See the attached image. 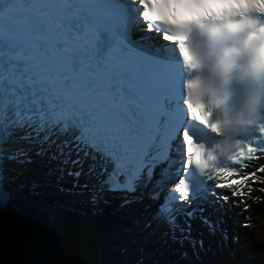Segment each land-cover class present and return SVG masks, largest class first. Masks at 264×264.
Segmentation results:
<instances>
[{
  "label": "snow or ice",
  "instance_id": "6c2138e0",
  "mask_svg": "<svg viewBox=\"0 0 264 264\" xmlns=\"http://www.w3.org/2000/svg\"><path fill=\"white\" fill-rule=\"evenodd\" d=\"M118 6L124 8L122 18L111 14L112 8ZM129 8L135 12L134 17L129 14ZM111 10L110 44L102 56L98 55L101 25L96 21L78 20L73 27L71 15L63 19L47 17L54 42L47 51L36 49L48 65L46 69L32 52L17 50L9 54L11 59L26 61L22 67L27 75L16 71L21 67L18 64L0 70V81L14 85L0 86V163L29 164L32 146H38L35 152L38 156L49 154L55 146L56 151L51 152L49 158L59 160L62 166L70 165L67 175L77 181L85 160L90 158L93 163L88 174L97 179L100 192L132 194L141 184L147 187L155 180L151 198L159 201L162 186L171 179L168 169L175 167V162H171L175 152L180 164L176 172L179 179L168 197L158 204L154 219L166 224L173 237L179 231L181 239H187L191 225L186 226L189 229L186 231L178 224V218L183 216L190 220L202 213L204 209L197 202L206 198L209 188L212 196L226 200V196L216 192L217 188H228L256 175L249 173L239 179H228L239 176L233 166H242L245 160L264 158V113L245 130L248 156L244 154L239 135L233 140L239 155H227L230 149L225 150L221 143L220 122L214 117V105L205 100L199 81L187 78L182 84L186 123L177 126L173 136H168L164 132L165 113L159 111V106L168 102L166 97H159L151 110L139 106L141 112H151L150 117L137 119L140 112L137 116L130 113L123 84L133 77L135 69L125 56L117 62L115 53L135 49L131 30L143 24L148 32L155 31L162 40L175 44L188 69H197L201 63L189 47V26L210 27L214 35H227L231 31L229 24L237 23L235 17L246 18L249 13L264 15V0H128V3L112 0ZM35 14L43 15L39 9ZM214 21L218 23H212ZM36 39L43 37L36 34ZM232 60L233 56H225L219 64L226 65ZM74 61L77 62L75 68ZM65 81L69 84L65 85ZM93 81H103V85ZM24 84L29 85L28 91L17 92ZM83 98H90L87 105L79 102ZM205 113L208 115L204 116ZM188 123L202 127L205 136L212 137L214 143L195 136L187 127ZM62 135H71L72 140L57 143L53 138ZM177 140L179 145L174 147ZM158 167L161 170L157 177ZM60 171L63 175L64 168ZM257 172H264V165ZM210 181L214 183L209 184ZM84 187L87 188V184ZM9 198L7 190L0 193V207H6ZM92 199H97L95 192ZM129 202L127 198L123 201L125 205ZM193 204L196 206L192 207Z\"/></svg>",
  "mask_w": 264,
  "mask_h": 264
},
{
  "label": "clouds",
  "instance_id": "9594fccd",
  "mask_svg": "<svg viewBox=\"0 0 264 264\" xmlns=\"http://www.w3.org/2000/svg\"><path fill=\"white\" fill-rule=\"evenodd\" d=\"M219 7L220 5H215ZM237 23H230V35L242 34L240 36V47H226L222 50V57L233 56V60L221 65L223 78L227 81V73L238 62V58L243 55L248 57V61L241 68V76L248 79L255 86V95L248 96L240 111H238L233 119L230 116H217L215 119L220 122V133L222 136L221 143L228 149L233 143V136L239 135L245 131L251 124L255 123L260 115L258 111L259 97L264 92V22H261L258 16L249 13L246 18L235 17ZM253 26L255 30L253 31ZM200 27V26H199ZM201 28V27H200ZM206 32L208 37L214 36V29L210 27L201 28ZM190 50L194 53L201 65L204 64L212 55L211 51L199 49L189 44ZM200 83L201 90L205 95L207 90L203 80L200 77H192ZM227 95V94H226ZM226 98V96H225ZM223 99L221 100V103ZM208 114L205 113L204 116ZM197 116H200L197 110ZM203 119L204 117H200Z\"/></svg>",
  "mask_w": 264,
  "mask_h": 264
},
{
  "label": "water",
  "instance_id": "95a60500",
  "mask_svg": "<svg viewBox=\"0 0 264 264\" xmlns=\"http://www.w3.org/2000/svg\"><path fill=\"white\" fill-rule=\"evenodd\" d=\"M27 217L28 214L25 213L17 221L18 228L15 236L18 240L14 246L16 262L14 264H43L41 260L52 261L58 253L59 236L49 225L43 226L37 219L29 222ZM21 251L30 254L34 259L24 257L23 260H20L19 252Z\"/></svg>",
  "mask_w": 264,
  "mask_h": 264
},
{
  "label": "bare ground",
  "instance_id": "6f19581e",
  "mask_svg": "<svg viewBox=\"0 0 264 264\" xmlns=\"http://www.w3.org/2000/svg\"><path fill=\"white\" fill-rule=\"evenodd\" d=\"M168 44V43H167ZM31 174H33V172L31 173ZM30 184H32V183H30ZM42 193H45V190H42ZM93 193H94V190L93 191H91V192H89V193H86L85 194V196H92L93 195ZM29 196L28 197H24L23 198V201L25 202V203H27V205L28 206H31V205H33V204H37V202H35V200H38L37 198H35V197H31L32 195L31 194H28ZM97 195V194H96ZM21 196V195H20ZM104 197V196H103ZM102 197V198H103ZM46 206L47 205H43V208L41 209V210H44L45 208H46ZM85 206H89V202H85ZM143 212H146V211H143ZM142 211L140 212V213H143ZM53 214H54V212H53ZM53 214L51 213V210H50V213H49V215L47 216V218H48V220H50V221H52L53 220ZM9 215V214H8ZM11 215H13L12 213H11ZM139 216V218H142L143 217V215L142 214H139L138 215ZM41 224H43V226H45V225H50L49 223H42L41 222ZM141 224V222H139V225ZM14 225H15V231H14V233L12 234V241L14 242L13 243V252H14V250H15V248H14V246H15V243H16V241L18 240L17 238H16V236H15V234H16V223L14 222ZM119 227L118 226H114L113 228H107V226H105V227H103V228H98V229H94L93 231H92V233H95V232H97V233H101V235H100V239H97V243H95L97 246H96V249L98 248V250H96L95 249V255H93V258H95L94 259V263H98L99 261H101L102 259H100L101 257H102V255H103V252H104V245L102 244V243H104V239L105 238H107L108 240H109V244L110 243H112V241H114V240H117V238H119V237H121V232L122 231H124V229H125V227H124V225H125V223H124V221H122V220H120L119 221ZM110 230H111V232H115L116 231V233H114V234H111L112 236H110L109 235V232H110ZM123 234V233H122ZM127 234V233H126ZM5 235V233L3 234V236ZM8 236V235H7ZM91 236H92V234H91ZM9 240H10V238H9ZM137 242H139V240H137ZM61 243L59 242V245H60ZM12 247V246H11ZM107 248H112V249H114V250H119V248H117V247H112V246H107ZM59 250V249H58ZM57 250V251H58ZM129 249H126V251H128ZM96 251H98V252H96ZM125 251V252H126ZM16 254H18L17 252H16ZM19 255H20V260H23V258L24 257H29L30 259H34V257L33 256H31L30 254H27V253H25V252H23V251H21V252H19ZM122 255H124V254H122ZM91 257H92V255H91ZM126 258H129V256L128 257H124L123 258V262H125V261H127L126 260ZM18 259H19V256H18ZM56 259V257L52 260V261H50V260H48V261H46V262H44L43 260H41L42 262H43V264H51V263H53L54 262V260ZM13 262L14 263H16L15 262V253H14V258H13V253H12V263L11 264H13Z\"/></svg>",
  "mask_w": 264,
  "mask_h": 264
},
{
  "label": "trees",
  "instance_id": "16d2710c",
  "mask_svg": "<svg viewBox=\"0 0 264 264\" xmlns=\"http://www.w3.org/2000/svg\"><path fill=\"white\" fill-rule=\"evenodd\" d=\"M92 231H93V229L86 230L84 232V236H83L85 242L90 243V244H94L95 243L94 240L92 239V236H91ZM4 233H5L4 238H5V244H6V250H5L6 259H5V261H6V264H11L12 263V255H11L12 250H11V244L9 243L10 236L6 235V231L5 230L3 231V234ZM11 238H12V236H11ZM70 243H71V246H72V245H74L75 242L72 240V242H70ZM62 254L64 256H66L63 251H62ZM90 258H92L91 254L88 251H86V253H84L83 255L77 256V257H74V256L67 257L66 256L65 263H60V264H86V262L91 264V259Z\"/></svg>",
  "mask_w": 264,
  "mask_h": 264
},
{
  "label": "rangeland",
  "instance_id": "374dc122",
  "mask_svg": "<svg viewBox=\"0 0 264 264\" xmlns=\"http://www.w3.org/2000/svg\"><path fill=\"white\" fill-rule=\"evenodd\" d=\"M55 192V191H54ZM24 197H28V195L27 196H24ZM35 202H37V204L39 205V200H35ZM43 205L44 204H40V206H38L40 209H42L43 208ZM45 206V205H44ZM42 207V208H41ZM45 210L47 211L48 209H47V206H46V208H45ZM0 228H3L5 231H6V235H9L10 236V240H9V243L11 244V250H12V252H11V255H12V253H13V241H12V239H11V236H12V234L14 233V231H15V225H14V221L13 220H7V217L5 218V219H3L2 221H1V223H0ZM107 228H110V227H108L107 226ZM258 230V229H257ZM124 231H122L121 232V234L123 233ZM114 233H116V231L114 232ZM113 232H111V230H110V232H109V235L110 236H112L111 234H114ZM100 235H101V233L99 234V233H97V232H95V233H92V239L94 240V242L95 243H97V239H100ZM260 237H258V239H257V237H256V235L254 234V232H252V234H251V239H250V242L251 243H255V242H257V243H259V241H260ZM94 243V244H95ZM96 245V244H95ZM263 245V244H262ZM96 250H98V248L96 249ZM96 252H98V251H96ZM123 258L124 257H119V256H117L115 259L113 258V260H111V263H119V264H125L124 262H123ZM127 259H129V258H126V260Z\"/></svg>",
  "mask_w": 264,
  "mask_h": 264
}]
</instances>
